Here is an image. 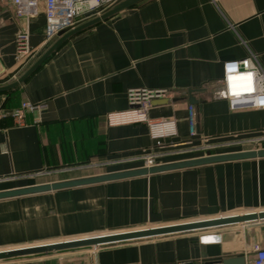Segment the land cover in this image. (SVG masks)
I'll list each match as a JSON object with an SVG mask.
<instances>
[{"label": "crops", "instance_id": "obj_1", "mask_svg": "<svg viewBox=\"0 0 264 264\" xmlns=\"http://www.w3.org/2000/svg\"><path fill=\"white\" fill-rule=\"evenodd\" d=\"M45 25L43 6L26 22L11 0H0L5 69L14 66L18 32H29L35 54L54 43H44ZM251 57L264 72V0H146L75 35L22 85L0 93V192L144 168L151 153L162 165L264 149V109L232 111L216 96L224 64ZM132 91L168 93L146 111L148 120L175 121L177 137L167 148L156 149L148 125L133 117ZM23 102L46 108L18 126L12 113ZM201 145L230 147L170 155ZM84 164L100 170L63 172ZM262 212L264 157L215 163L0 199V251ZM261 248L264 220L0 264H210L230 257L252 264Z\"/></svg>", "mask_w": 264, "mask_h": 264}, {"label": "built area", "instance_id": "obj_2", "mask_svg": "<svg viewBox=\"0 0 264 264\" xmlns=\"http://www.w3.org/2000/svg\"><path fill=\"white\" fill-rule=\"evenodd\" d=\"M123 0H11L14 5V13L17 19L29 22L40 13V7L45 12V44H48L58 37V34L65 30L85 23L97 16H100L108 9ZM16 52L28 55L30 52L29 32L23 31L16 35ZM33 51H35L33 49ZM254 57L236 61H228L224 64V78L217 97L226 100L232 111L240 109H264V72L255 65ZM2 45L0 41V83L2 82L6 69L2 65ZM236 77H240L236 82ZM168 96L165 91H132L130 102L133 107L131 113L137 117L139 122H145L150 130V136L154 141L156 149H165L168 145L166 140L177 137L175 121L170 120H148L146 111L153 100L162 99ZM46 106L44 104H31L23 102L21 106L12 113L18 126L25 125L26 115L29 113H41ZM189 136L196 137L197 113L193 105L188 107ZM157 155L151 153L145 156L147 168L154 167ZM224 260V259H223ZM223 260L210 264H222ZM252 264H264V248L256 251Z\"/></svg>", "mask_w": 264, "mask_h": 264}, {"label": "water", "instance_id": "obj_3", "mask_svg": "<svg viewBox=\"0 0 264 264\" xmlns=\"http://www.w3.org/2000/svg\"><path fill=\"white\" fill-rule=\"evenodd\" d=\"M146 0H123L112 8L105 11L100 16H97L85 23L79 24L69 29H65L58 34L54 43L15 81L12 83L0 86V93L8 92L22 85L46 60L66 41L75 35L90 29L101 22L127 10ZM166 103L167 101H161ZM190 105L196 104V99L193 97L189 100ZM264 157V149L248 150L224 154L207 155L203 157L191 158L183 161H177L168 164L157 165L154 167H144L140 169L98 175L94 177L67 180L62 182L47 183L17 189L12 191L0 192V199L18 197L23 195L50 192L74 187H80L91 184L105 183L115 180L152 175L157 173L169 172L179 169H187L199 167L203 165L230 162L236 160L255 159ZM258 220H264V212L259 214L234 215L218 219L202 220L190 223H178L164 225L160 227L140 229L135 231L112 233L103 236L90 237L78 240H67L63 242L49 243L44 245H36L19 249H11L0 251V263L39 258L45 256L61 255L70 252L86 251L92 249H100L104 247L129 244L135 242L146 241L155 238L167 236L183 235L196 232H204L210 229H220L241 223H249ZM222 264H246L244 257H230L222 261Z\"/></svg>", "mask_w": 264, "mask_h": 264}, {"label": "rangeland", "instance_id": "obj_4", "mask_svg": "<svg viewBox=\"0 0 264 264\" xmlns=\"http://www.w3.org/2000/svg\"><path fill=\"white\" fill-rule=\"evenodd\" d=\"M20 32H18L17 34H19ZM16 34V35H17ZM16 39V36H15ZM15 39H14V63L10 69H6V73L5 76L2 80V82L6 81L8 82V80H17L43 53H38L35 54V52L33 51V48L31 47L30 44V50L32 52H30L28 55H22L16 52V47H15ZM49 48V47H48ZM47 48V49H48ZM45 49V50H47ZM44 50V51H45ZM208 146V147H207ZM206 147H204L203 145L201 146H195L192 147L190 150L184 151V152H179L176 153L175 155L172 153L170 155H172L173 159H178V158H182V157H186V156H191V155H198V154H214L216 152H219L220 150L223 149H227V147L230 146H211V145H207ZM100 170L99 168H94L91 167L89 164H84V165H80L74 168H68L65 169L63 172H68V174L71 173H83V174H87V173H91L93 171H98ZM104 170V169H103ZM196 221H202L201 219H193V220H187V221H181L179 223H190V222H196ZM114 233V232H112ZM111 232H104V233H99L98 235H94V236H84V237H78V238H73V239H67V240H78V239H84V238H90V237H97V236H103V235H107V234H112ZM119 233V232H116ZM66 239H60L56 242H63V241H67ZM88 251V250H87ZM79 256L82 255H88V252H85L83 254H77Z\"/></svg>", "mask_w": 264, "mask_h": 264}, {"label": "bare ground", "instance_id": "obj_5", "mask_svg": "<svg viewBox=\"0 0 264 264\" xmlns=\"http://www.w3.org/2000/svg\"><path fill=\"white\" fill-rule=\"evenodd\" d=\"M239 81H241L240 77H236V82H239Z\"/></svg>", "mask_w": 264, "mask_h": 264}]
</instances>
